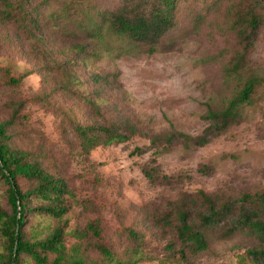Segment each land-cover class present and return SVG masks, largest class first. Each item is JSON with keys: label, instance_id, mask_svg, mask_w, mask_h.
<instances>
[{"label": "rangeland", "instance_id": "obj_1", "mask_svg": "<svg viewBox=\"0 0 264 264\" xmlns=\"http://www.w3.org/2000/svg\"><path fill=\"white\" fill-rule=\"evenodd\" d=\"M151 5L0 0V122L9 120V147L67 181L74 194L67 230L97 221L98 238L90 232L83 239L65 236L67 247L82 242L87 260H101L94 248L99 241L116 258L139 254L133 264H264L249 253L264 249V242L247 231L228 233L225 222L205 229L208 248L193 252L177 238L171 212V202L183 194L197 199L199 190L218 202L264 190V85L241 119L203 146L173 144L156 153L148 142L170 129L201 134L207 108L220 107L233 93L226 70L242 55V71L264 77V8L255 9L251 0H177L170 28L153 42L113 35L101 41L86 30L102 13L147 14ZM250 10L261 17L246 46L240 16ZM21 74L19 85L4 79ZM94 74L103 79L95 82ZM78 123L132 125L135 133L84 154L74 131ZM134 147L142 152L132 154ZM144 166L177 181L151 183ZM16 181L22 191L31 187L20 176ZM7 188L0 181V206L10 212ZM47 222L27 213L23 231L29 235Z\"/></svg>", "mask_w": 264, "mask_h": 264}, {"label": "trees", "instance_id": "obj_2", "mask_svg": "<svg viewBox=\"0 0 264 264\" xmlns=\"http://www.w3.org/2000/svg\"><path fill=\"white\" fill-rule=\"evenodd\" d=\"M143 1L152 3L147 14L102 13L99 21L94 20L93 25L86 30L101 41L111 35L128 43L156 41L170 28L177 0ZM251 1L256 6L255 9L264 8V0ZM255 11L250 10L246 15L240 16L243 26L240 35L246 46L253 44L260 25L261 16ZM243 61L242 55L226 70V76L233 82V93L220 107L207 108L201 116L206 124L201 134L191 136L170 129L168 132L149 136V147L156 148L155 152L160 153L173 144H181L187 148L203 146L237 123L242 117L243 107L252 102L258 86L264 85V77L242 71ZM25 75H7L4 79L9 84L19 85ZM93 78L98 83L103 76L94 74ZM8 124L9 120L0 122V181L8 185L7 201L11 208L7 212L0 206V264H133L139 261V254L128 259L116 258L110 248L99 241L94 244V248L101 256L100 261L86 259L81 241L66 246L65 236L70 232L79 239H83L87 232L98 238L97 221L87 223L84 230H67L66 214L74 199L73 191L64 178L49 173L38 162L31 161L25 153L9 147ZM125 130L112 124L74 125L80 149L84 154H88L98 145L127 141L135 133V127L129 125ZM141 152L140 147H134L131 151L132 154ZM142 173L151 183L171 185L177 181L171 176L160 174L156 166H144ZM19 176L31 183L26 191H22L17 184L16 179ZM33 200L37 201L34 205L30 204ZM171 212L174 214L177 238L193 252L208 248L205 229L215 228L222 222L228 225V233L236 230L247 231L264 242V190L243 193L235 200L219 202L216 196L199 190L197 199L183 194L178 200L171 202ZM27 213L41 216L48 222L42 229L28 235L23 231ZM249 253L253 259L264 262L263 248L250 249Z\"/></svg>", "mask_w": 264, "mask_h": 264}]
</instances>
